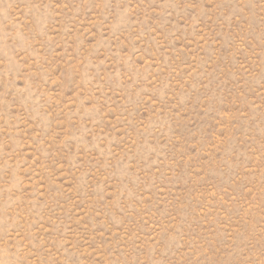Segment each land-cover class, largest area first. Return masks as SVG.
<instances>
[{"label":"rangeland","instance_id":"374dc122","mask_svg":"<svg viewBox=\"0 0 264 264\" xmlns=\"http://www.w3.org/2000/svg\"><path fill=\"white\" fill-rule=\"evenodd\" d=\"M0 264H264V0H0Z\"/></svg>","mask_w":264,"mask_h":264}]
</instances>
